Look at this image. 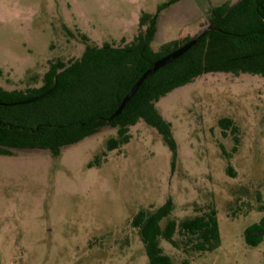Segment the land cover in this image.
Instances as JSON below:
<instances>
[{
	"label": "rangeland",
	"instance_id": "obj_1",
	"mask_svg": "<svg viewBox=\"0 0 264 264\" xmlns=\"http://www.w3.org/2000/svg\"><path fill=\"white\" fill-rule=\"evenodd\" d=\"M164 1L0 0V87H40L53 63L80 58L88 44L131 42L141 12ZM237 1L211 0L201 19L186 25L194 1L175 5L161 17L153 47L198 35L213 6ZM157 107L178 144L174 167L162 135L144 120L114 150L107 141L117 128L106 125L58 157L44 149L0 155V264H148L133 220L170 197L174 209L163 226L213 205L221 233L220 246L207 252L192 250L179 234L178 246L162 239L174 264H264V241L249 246L244 238L264 216V77L206 73ZM222 118L234 125L223 127Z\"/></svg>",
	"mask_w": 264,
	"mask_h": 264
},
{
	"label": "trees",
	"instance_id": "obj_2",
	"mask_svg": "<svg viewBox=\"0 0 264 264\" xmlns=\"http://www.w3.org/2000/svg\"><path fill=\"white\" fill-rule=\"evenodd\" d=\"M178 1L181 0H166L154 13L143 11L138 34L125 45L88 44L80 58L70 63L62 60L53 63L40 87L13 90L0 87V155H13V149H44L58 157L63 147L99 132L106 125L117 128V136L107 141L108 150H114L128 143L130 127L144 120L162 135L172 151L174 167L178 144L172 123L161 114L157 103L206 73H250L264 77V0L223 3L210 11V23L219 22L211 29L205 28L188 52L152 73L124 111L108 120L157 59L197 36L169 41L159 50L153 47L161 12ZM42 94L46 96L25 102ZM220 123L225 128L234 125L231 118H222ZM236 143L234 151L238 149L237 136ZM173 209L174 200L170 197L154 211L140 210L133 220L145 244L148 264H174L161 240L178 246L176 234L197 252L214 251L221 244L215 206L180 222L168 219L163 226L162 221L169 218ZM244 238L249 246L264 241V216L245 229Z\"/></svg>",
	"mask_w": 264,
	"mask_h": 264
},
{
	"label": "water",
	"instance_id": "obj_3",
	"mask_svg": "<svg viewBox=\"0 0 264 264\" xmlns=\"http://www.w3.org/2000/svg\"><path fill=\"white\" fill-rule=\"evenodd\" d=\"M218 22H219V20H217V21H215L213 23H210L206 27V29H211ZM203 32H204V30L201 33H199L196 37H193L192 39H190L186 43L182 44L178 48H176L173 51H171L170 53H168V54L162 56L161 58L157 59L153 63V65L150 68H148L140 76V78L135 82V84L132 86V88L130 89V91L123 98V100L120 103L119 107L111 114V116L108 118V120L114 119L115 117H117L118 115H120L124 111L127 103L131 101V99L135 96V94L140 89V87L142 86V84L144 83V81L152 73L156 72L157 70H159L160 68L166 66L167 64L175 61L176 59H178L179 57H181L182 55H184L186 52H188L198 42V39H199V37H201V35L203 34ZM45 96H46V94H42V95H39L37 97L29 98L25 102H29V103L30 102H34V101H37L38 99H41V98H43Z\"/></svg>",
	"mask_w": 264,
	"mask_h": 264
},
{
	"label": "crops",
	"instance_id": "obj_4",
	"mask_svg": "<svg viewBox=\"0 0 264 264\" xmlns=\"http://www.w3.org/2000/svg\"><path fill=\"white\" fill-rule=\"evenodd\" d=\"M163 1H164V0H163ZM188 1H194V2H193V3H194V11L196 12V14H195V16H194L193 18H190V19L187 18V20L183 22V25H184V24H185V25H186V24H190L191 22L194 23L195 21L201 19V18L205 15V13L209 10V5H210V2H211V0H181V1H178V2H176V3L172 4V5H170L168 8L164 9V10L161 12L160 16H159V20H158V30H157V33H156V37H157V35H159V33H161L160 24H159L160 21H161V17H164V15H167V13H171L170 11L174 9L175 5H182V6H183V5H184L185 3H187ZM183 3H184V4H183ZM158 4H160V3H158ZM215 6H217V5H215ZM157 8H158V7H157ZM157 8H156L155 11L150 12V13H154V12H156V11H157ZM181 8H182V7H181ZM143 11H144V10H143ZM146 12H147V11H146ZM141 13H142V12H141ZM165 13H166V14H165ZM168 17H171L170 19H173L172 15H170V14H169ZM139 18H140V17H139ZM138 25H139V21H138ZM180 30H181V29H180ZM180 30H178V33H179ZM178 33H177V34H178ZM162 34L164 35V34H166V32L163 31ZM156 37H155V38H156ZM174 39H176V38H174Z\"/></svg>",
	"mask_w": 264,
	"mask_h": 264
}]
</instances>
